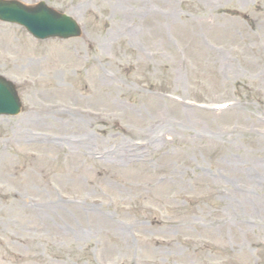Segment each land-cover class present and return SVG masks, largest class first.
I'll return each mask as SVG.
<instances>
[{"label": "rangeland", "instance_id": "obj_1", "mask_svg": "<svg viewBox=\"0 0 264 264\" xmlns=\"http://www.w3.org/2000/svg\"><path fill=\"white\" fill-rule=\"evenodd\" d=\"M17 1L83 35L0 22V264H264V0Z\"/></svg>", "mask_w": 264, "mask_h": 264}, {"label": "water", "instance_id": "obj_2", "mask_svg": "<svg viewBox=\"0 0 264 264\" xmlns=\"http://www.w3.org/2000/svg\"><path fill=\"white\" fill-rule=\"evenodd\" d=\"M0 19L25 25L31 32L45 36L67 37L76 33V27L66 18L43 5L31 10L15 2L0 1ZM20 105L13 87L0 81V114H17Z\"/></svg>", "mask_w": 264, "mask_h": 264}]
</instances>
